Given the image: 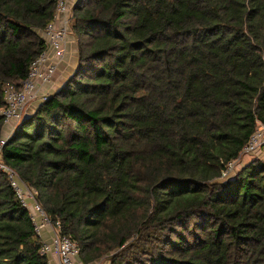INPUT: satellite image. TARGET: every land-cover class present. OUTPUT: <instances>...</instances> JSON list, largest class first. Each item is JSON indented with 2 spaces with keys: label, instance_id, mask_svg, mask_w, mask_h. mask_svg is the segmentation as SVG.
<instances>
[{
  "label": "trees",
  "instance_id": "obj_1",
  "mask_svg": "<svg viewBox=\"0 0 264 264\" xmlns=\"http://www.w3.org/2000/svg\"><path fill=\"white\" fill-rule=\"evenodd\" d=\"M57 0H0V109L46 50ZM78 63L0 159L82 264H264V0H79ZM264 152V147L262 148ZM0 170V264H50Z\"/></svg>",
  "mask_w": 264,
  "mask_h": 264
},
{
  "label": "built area",
  "instance_id": "obj_2",
  "mask_svg": "<svg viewBox=\"0 0 264 264\" xmlns=\"http://www.w3.org/2000/svg\"><path fill=\"white\" fill-rule=\"evenodd\" d=\"M78 1L57 0L54 19L45 30L46 50L33 60L25 80L7 84L4 87L5 106L0 109V116L4 118L5 126L20 123L30 105L47 99L48 96H42V90L53 82L58 64L64 61L68 45V28L72 22V17H68L67 13ZM7 138L0 141V154ZM263 147L264 125L259 124L257 131L251 136L240 157L227 165L223 178L227 179L236 172L235 165L243 156L253 155ZM0 170L6 174L22 207L29 211L34 230L42 240L44 231L50 230L51 240L49 242L43 240L41 252L47 255L51 261L53 257H56L57 264H82L79 244L70 237L59 233L60 223L54 227L38 201L39 192L25 184L18 173L3 163L1 159Z\"/></svg>",
  "mask_w": 264,
  "mask_h": 264
},
{
  "label": "rangeland",
  "instance_id": "obj_3",
  "mask_svg": "<svg viewBox=\"0 0 264 264\" xmlns=\"http://www.w3.org/2000/svg\"><path fill=\"white\" fill-rule=\"evenodd\" d=\"M78 3V2H77ZM76 3V4H77ZM76 4H75V6H76ZM75 6L72 8V9H70V11H68V17L69 16H71L72 17V22H71V25L69 26V32H68V38H67V40H68V45H67V49H66V51L68 50V49H70V47L71 46H77V42H76V39H75V36L73 35V31H72V23H73V20H74V15H75V13H74V8H75ZM72 51V50H71ZM77 55V56H76ZM76 57H77V59H78V53H77V51H74V54H73V56H72V58H73V60H75L76 59ZM72 60V61H73ZM68 65L69 66H71V64H72V62L70 61V60H68ZM77 63H78V60H77ZM73 66V65H72ZM76 66H77V64H76ZM67 69V68H66ZM66 69H64V71L66 70ZM75 69H76V67H75ZM75 71V70H74ZM74 73V72H73ZM67 75H69V72L68 73H64V76L66 77ZM64 76H63V74H62V78H64ZM72 75H70V77H71ZM69 77V78H70ZM68 78V79H69ZM58 81L61 83V79H58ZM67 81V80H66ZM60 83L57 85L58 86V88L56 89V90H54V91H51V90H49V89H44L43 88V90H42V96H49V95H51V94H53V93H55V92H57V91H59L60 90ZM62 84V83H61ZM56 86V87H57ZM55 87V88H56ZM60 87V88H59ZM38 104H39V102L38 103H34V104H32V105H30L29 107H28V109H27V111H26V114L25 115H29V114H32L33 112H34V110L37 108V106H38ZM18 125H19V123L17 124H14L13 126H12V131L14 132L15 131V129L18 127ZM263 149H261V150H258V151H256L253 155H248V156H243L241 159H240V161H237V163H236V169H235V171L237 172L238 170H240L242 167H244L246 164H248L250 161H252L253 159H255V158H257V157H261V158H264V152L262 151ZM50 231V230H49ZM45 232V231H44ZM44 234V233H43ZM95 264H101V263H95Z\"/></svg>",
  "mask_w": 264,
  "mask_h": 264
},
{
  "label": "crops",
  "instance_id": "obj_4",
  "mask_svg": "<svg viewBox=\"0 0 264 264\" xmlns=\"http://www.w3.org/2000/svg\"><path fill=\"white\" fill-rule=\"evenodd\" d=\"M69 44V43H68ZM72 50V51H71ZM74 51H77V46H71L70 47V49H68L67 50V53H66V56H65V58H64V61H62V62H60L58 65V70H57V72H56V75H55V77H54V80H53V82L50 84V85H47V86H45V88L44 89H49V90H51V91H54V90H56L57 88H58V84L60 83L59 81H58V79H61V83H60V87H62L63 86V84L66 82V80L70 77V75H72L73 74V72H74V70H75V67H76V64H77V57H76V59L75 60H73V58H72V56H73V54H74ZM77 56V55H76ZM68 60H70L71 62H72V64H71V66H69L68 64ZM73 60V61H72ZM73 65V66H72ZM67 68V69H66ZM64 69H66L65 71H64ZM69 72V75H67L66 77L64 76V73L66 74V73H68ZM62 74H63V76H64V78H62ZM58 85V86H57ZM57 86V87H56ZM56 87V88H55ZM59 87V88H60ZM14 124H11V125H7V126H5V129H4V134L6 135V137H9L10 135H11V132H12V126H13ZM43 240L44 241H47V242H49L50 240H51V233H50V231H49V229H46L45 230V232H44V234H43ZM50 260V264H57V258L56 257H53L52 258V261H51V259H49Z\"/></svg>",
  "mask_w": 264,
  "mask_h": 264
}]
</instances>
